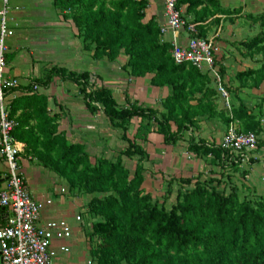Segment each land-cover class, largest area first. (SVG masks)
Masks as SVG:
<instances>
[{"label": "trees", "instance_id": "1", "mask_svg": "<svg viewBox=\"0 0 264 264\" xmlns=\"http://www.w3.org/2000/svg\"><path fill=\"white\" fill-rule=\"evenodd\" d=\"M177 1L180 10L187 6V14L194 16L192 22L182 16L186 28L194 25L197 33L193 36L202 39H206L207 20L224 12L219 0ZM54 5L65 19L73 21L84 47L94 48L95 60L115 62L124 54L131 77L151 75L152 86L171 87L173 91L162 101L161 111L132 102L128 94V105H120L108 87L91 86L88 72L55 66L35 81L46 88L60 77L81 87L89 110L100 108L110 124L123 132L127 145L115 160H93L84 145L69 143L59 133V115H50L48 98L34 94L11 104V118L26 107L21 102L38 105L32 117L40 124L30 131L39 133L35 140L18 137L27 125L22 120L16 121L13 136L24 141L45 167L66 179L71 191L94 196L88 203L89 214L97 219L89 233L94 264H264V196L250 199L240 195L238 186L223 187L227 179L231 182V173L243 167L239 156L221 146L190 139L189 152L219 166L221 178H171L161 202L145 187L144 164L149 156L142 145L156 133L164 137L166 145L173 146L202 120L219 118L227 129L236 121L241 132L255 133L260 149L264 133L261 118L243 102L233 105V118L226 109H218L214 79L191 63L176 62L174 46L163 39L162 27L155 19L145 20L147 0H54ZM248 18L259 24L260 31L242 41L241 49L251 58L261 57L256 68L238 72L236 78L239 88L258 89L264 83V14ZM216 65L223 79L225 68L217 61ZM224 85L229 93L233 91ZM135 120L138 124L131 135ZM34 136L31 133V138ZM125 159L135 161L134 170L127 167ZM173 195L174 202L168 208Z\"/></svg>", "mask_w": 264, "mask_h": 264}, {"label": "crops", "instance_id": "2", "mask_svg": "<svg viewBox=\"0 0 264 264\" xmlns=\"http://www.w3.org/2000/svg\"><path fill=\"white\" fill-rule=\"evenodd\" d=\"M147 1L149 7L145 20L155 19L162 27L166 23L164 1ZM2 3L3 0H0V9ZM219 3L224 12L207 20L206 39L212 40L219 49L216 61L225 68L224 83L233 89L230 92L232 104L238 107L241 102L245 103L264 124V83L258 89L250 86L239 88L241 83L236 78L238 72L258 66L256 61L260 57L248 56L241 49L240 43L259 33V24L248 18V15L264 14V0H219ZM11 4L13 9L10 24L15 35L8 41L5 76L17 79L20 86L7 92L10 113L14 100L34 94L46 97L50 115H59V133H63L69 143L84 145L93 160H115L127 145L122 140L123 132L110 124L100 108L95 112L89 110L80 93L81 87L71 80L57 77L50 86H40L36 91L35 81L43 79L47 71L55 66L75 73L88 72L91 74V86L108 87L120 105H128V94L132 102L138 101L145 107L161 111L162 101L172 94V88L152 86L151 75L131 77L125 69L128 57L124 54L115 62L95 60L94 48L84 47L73 21L64 18L56 9L54 0H14ZM207 7L214 9L212 6ZM181 12L187 21L194 20L192 14H187V6H183ZM163 39L186 46L189 35L186 29H182L177 33L167 32ZM246 63L251 65L245 68ZM217 104L220 111H225L224 100L220 95ZM20 105L26 107L19 109L13 119L25 121L27 125L19 130L18 137L35 140L39 133L36 129L34 132L30 131L40 125L32 117L38 105H27L24 102ZM134 123L131 135L135 133L138 121L135 120ZM45 131H48L47 128ZM226 131L225 124L219 118H211L199 122L195 128L186 132L183 140L173 146L166 145L162 135L151 134L148 142L142 143L149 156L144 164L147 191L154 196V191L161 190L165 193L167 182L171 178L201 177L202 181L220 179L221 168L189 152L188 146L190 139H194L219 147ZM31 133L35 135L32 138ZM19 138L16 140L22 147L20 170L33 199L43 205L41 225L47 229L51 241L52 264H94L89 233L97 219L88 212V203L94 196L71 191L68 181L45 167ZM260 139L263 146L256 154L257 160L251 165H244L237 172H230L231 182L227 179L223 186H238L240 195L250 199L264 196V133L260 135ZM125 163L129 169L128 165L133 164L132 168L135 169V161L125 159ZM6 172V165L0 159V189L5 185ZM174 197L175 195L172 198ZM8 216V209H0V226Z\"/></svg>", "mask_w": 264, "mask_h": 264}, {"label": "built area", "instance_id": "3", "mask_svg": "<svg viewBox=\"0 0 264 264\" xmlns=\"http://www.w3.org/2000/svg\"><path fill=\"white\" fill-rule=\"evenodd\" d=\"M12 1L3 0L0 9V159L6 165L5 185L0 189V208H6L9 216L0 226L2 243L0 264H52L50 253L51 241L47 229L41 225L43 205L33 199L20 170L21 144L13 136L17 125L10 117L7 92L20 86L17 79L5 76L8 53V41L15 35L11 27ZM165 3L166 23L162 34L177 33L186 29L189 40L186 46H174V58L178 64L191 63L202 72L209 73L214 79L219 95L224 100L225 109L233 118V104L230 93L220 76L216 65L219 49L212 40L193 36L197 33L194 25L186 28L177 0H163ZM40 87L34 85V90ZM223 149L239 156L242 166L257 160L259 137L253 133L239 130L238 122H231L220 145Z\"/></svg>", "mask_w": 264, "mask_h": 264}, {"label": "rangeland", "instance_id": "4", "mask_svg": "<svg viewBox=\"0 0 264 264\" xmlns=\"http://www.w3.org/2000/svg\"><path fill=\"white\" fill-rule=\"evenodd\" d=\"M261 57V56H260ZM249 65H251V64H249ZM249 65L246 63L245 65H244V67L246 68V67H249ZM264 90V89H263ZM263 152H264V150H263ZM128 166H130V168H131V170H133V168H132V166H133V164H129ZM155 193H156V198L157 199H159L161 202L163 201V195H164V191L162 192L161 190L160 191H154ZM175 198V197H174ZM174 198H172L170 201H168L167 202V207L168 208H170L171 207V203H173L174 202Z\"/></svg>", "mask_w": 264, "mask_h": 264}, {"label": "water", "instance_id": "5", "mask_svg": "<svg viewBox=\"0 0 264 264\" xmlns=\"http://www.w3.org/2000/svg\"><path fill=\"white\" fill-rule=\"evenodd\" d=\"M2 243L0 241V255H1Z\"/></svg>", "mask_w": 264, "mask_h": 264}]
</instances>
